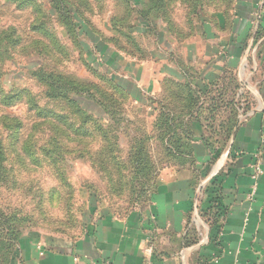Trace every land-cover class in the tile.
<instances>
[{"label":"rangeland","instance_id":"1","mask_svg":"<svg viewBox=\"0 0 264 264\" xmlns=\"http://www.w3.org/2000/svg\"><path fill=\"white\" fill-rule=\"evenodd\" d=\"M67 1L77 12L79 35L67 33L53 0H0V248H10L3 252L9 258L27 238L77 237L103 215L146 209L163 169L192 162L185 147L171 156L169 144L196 147L195 136L188 142L177 134L188 123L193 132L197 121L188 122L182 100L198 88L199 102L214 101L192 113L204 114L198 138L215 162L234 129L230 100L250 93L245 82L240 93V80L264 83V0ZM151 3L159 11L139 20ZM227 46L234 68L218 53ZM39 67L80 82L100 99L112 96L110 109L81 95L86 115L71 114L68 102L45 95L33 75ZM127 67L145 76V97L125 77ZM166 68L172 81L156 92L157 73ZM111 77L133 96H121ZM161 96L179 101L165 104L177 113L173 134L159 122Z\"/></svg>","mask_w":264,"mask_h":264},{"label":"crops","instance_id":"2","mask_svg":"<svg viewBox=\"0 0 264 264\" xmlns=\"http://www.w3.org/2000/svg\"><path fill=\"white\" fill-rule=\"evenodd\" d=\"M230 49L218 53L227 54L234 68ZM125 70L145 97L150 89L145 76ZM238 70L244 74L247 67ZM254 71L258 67H251ZM170 72L159 70L156 92L164 93L161 83ZM244 80L239 91L244 93L245 82L250 93L230 100L236 125L215 162L211 148L198 138L204 129L198 118L192 162L163 169L146 209L103 215L77 237L27 238L11 264H264V83ZM204 100L199 104H210V98Z\"/></svg>","mask_w":264,"mask_h":264},{"label":"trees","instance_id":"3","mask_svg":"<svg viewBox=\"0 0 264 264\" xmlns=\"http://www.w3.org/2000/svg\"><path fill=\"white\" fill-rule=\"evenodd\" d=\"M53 3H55L54 5H56L55 9H58L59 11H61V20H62L61 22L67 27V29H68L67 33H70L72 31L71 32L72 35L73 34L79 35L78 24L75 21L76 17H77V12L73 11L75 7L71 6L67 0H53ZM65 3H67V4L65 5ZM157 9L158 8L156 6H152V3L144 5V7L141 8V10L139 11V16H140L139 20L148 19V17H149L148 13L151 11L157 13L159 11ZM70 13H72V14L70 15ZM11 29H12L11 34L15 33L16 28L11 27ZM14 39H16V38H14ZM14 39L12 42L15 45L21 43V41H22L21 38H19V40H14ZM80 44H82V43L80 42ZM33 75L35 76L37 81L42 83L44 85V87L46 88L45 95L48 98L54 99V100H58V99L65 100L66 102H68L70 104V106L72 108V110L70 111L71 114H75V115H79V116H85L86 115L85 109L78 102L79 101L78 99L80 98L81 95H85V97L91 99L93 102L101 104V106L104 107L105 111H107L106 109H110V107H111L110 104L106 100H109L110 98H112V96H107V95L104 96L103 95L102 99H100L98 96H96L95 92L92 89L86 90L85 88H83L81 86L80 82L73 80L70 77L63 76V75H61L55 71L47 70V69H44L41 67H39L36 70H33ZM111 80H112L111 84L114 85V88L119 91L121 96H124V95H129L131 97L133 96V94L130 92V90H128L127 85L123 81H121V79L117 80L114 77H111ZM167 80L168 79H165L164 82H166ZM168 81H172V80L170 79ZM200 90L198 89L196 91H191L192 96L189 95L187 97V99H183V100L181 99L182 103H186L185 109L187 110L186 115H188L187 116V119H189L188 122H190L194 118H196L195 121H198L197 120L198 117L194 116L192 111L194 109H198V110L200 109V107L198 105L199 103H201V102H199V98H200L199 95L200 94L198 92ZM164 91H165V89H164ZM166 91H168V90H166ZM82 92H85V94H82ZM0 96H1V90H0ZM170 96H172V95H170ZM197 97H198V99H197ZM6 99H8V97H6ZM173 100L175 101V103ZM173 100L169 101V100L165 99L163 96H161V98H159V103H158L160 106L159 113L161 114V117L159 119V122H161L160 125L163 127V129L165 128V130H168L169 133H172V134L176 132L175 131V129H176V127H175V115L177 113L175 112V110L170 108L171 106H170L169 102H171V104H174V105L179 103V101L177 100L176 97H174ZM165 102H168L169 104L167 103L166 105H168L170 107L166 108ZM11 103H12L11 101L8 102L9 105H11ZM210 103H214L212 98L210 99ZM232 111H234V110L232 109ZM111 113H116V111H114V112L111 111ZM201 113H197V114L201 116L202 115ZM86 117L88 119H90L91 114H87ZM63 118H65V117L63 116ZM87 118H86V120H88ZM176 118L178 119L180 117L176 116ZM233 121H234L233 125L235 127L236 121L234 118H233ZM181 126L183 128V125H181ZM174 135H176V134H174ZM177 135L179 137L181 135L182 137L186 138V141L189 142L188 137L191 138L193 136L192 125H190V123H188V125H186L183 128V130L181 131V134H177ZM105 137H106V134L104 133V138ZM194 139L195 138L193 137L192 141ZM180 140L178 139L177 141L180 142ZM179 146H181V147H177L174 144H169V152H170L171 156H175L176 152L180 151L184 147H185L184 148L185 152H190L189 153L190 155H192L194 152V149H192V142L188 146H187V144H180ZM2 161H3V159L2 160L0 159V163ZM0 221H2L1 218H0ZM19 244L17 247H19ZM16 249H18V248H16ZM3 252H7L9 254L10 248H0V264H11L13 259L15 258V254L11 253L10 258H9V256L7 257L6 254H3Z\"/></svg>","mask_w":264,"mask_h":264},{"label":"built area","instance_id":"4","mask_svg":"<svg viewBox=\"0 0 264 264\" xmlns=\"http://www.w3.org/2000/svg\"><path fill=\"white\" fill-rule=\"evenodd\" d=\"M37 249H38V251H39V253H40L41 255H43V254L45 253V248H44L43 245H39V246L37 247Z\"/></svg>","mask_w":264,"mask_h":264}]
</instances>
